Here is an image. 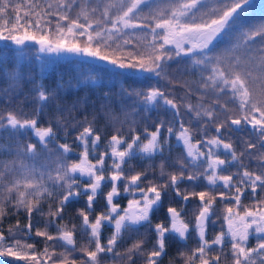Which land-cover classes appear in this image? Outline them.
<instances>
[{
    "label": "snow or ice",
    "instance_id": "obj_1",
    "mask_svg": "<svg viewBox=\"0 0 264 264\" xmlns=\"http://www.w3.org/2000/svg\"><path fill=\"white\" fill-rule=\"evenodd\" d=\"M249 3L0 0V41L18 50L11 66L8 59H0V79L6 84L0 87V99L11 105L27 82L31 87L24 100L31 98L36 105L31 115L22 106L0 108V221L9 208L22 209L29 219L26 230L31 232V217L40 212L41 202L51 199L55 203V208L49 205L46 215L50 219L44 230L35 233L45 239L43 252L37 253L33 244L17 238V222L15 228L9 227L8 236L0 230V258L14 257L24 264H104L106 259L136 264L140 258L143 264H161L170 236L186 240L195 232L197 246L179 251L169 264L178 260L182 264H264V20L241 23ZM222 37L228 43L218 48ZM30 43L39 45L40 53L85 56L120 70L117 75L148 73L170 84L179 81L169 78V62L187 58L190 64L184 71L195 79L183 80L185 90L180 96L154 85L141 89L121 85L118 93L109 89L93 100L87 92L102 79L98 75L65 79L60 74L54 87L37 80L21 62L31 51ZM81 89L84 96L70 105L61 103L64 96ZM113 96L122 115L115 113ZM128 98H133L131 112L124 104ZM88 105L91 118L85 113L78 119L75 112ZM159 107L170 110L172 120L157 122L154 131L148 127L143 133L137 131L132 119L137 110ZM48 108L54 109L53 114L41 123L40 116ZM97 112L113 128L103 150ZM245 129L237 150L232 134ZM70 130L73 142H61V135L66 141ZM172 137L182 145L183 153L170 163L162 158L158 177L148 179L151 166L136 171L130 161L163 157ZM182 183L187 187L182 189ZM169 189L185 204L193 198L198 201L192 212L194 224L186 221L183 204L179 209L170 205L166 217L153 223L152 215L162 207V194ZM245 195L251 198L250 205L242 203ZM81 196L86 201L77 214L87 242L78 248L77 225L55 224V235L47 229L62 221L66 205ZM101 196L104 209L93 218ZM123 198L127 206L121 208L118 201ZM218 198L223 204L219 210ZM217 221H221L220 230L209 239V224ZM145 225L155 237L151 249L144 247L147 234L139 231ZM105 227L113 231L102 243ZM124 233L139 238L122 254L117 245ZM253 236L256 243L249 246Z\"/></svg>",
    "mask_w": 264,
    "mask_h": 264
},
{
    "label": "trees",
    "instance_id": "obj_2",
    "mask_svg": "<svg viewBox=\"0 0 264 264\" xmlns=\"http://www.w3.org/2000/svg\"><path fill=\"white\" fill-rule=\"evenodd\" d=\"M245 15L241 17V23L242 24H250L252 22L261 21L264 20V0H250V3L248 7L245 9ZM221 41V40H220ZM221 42L218 43L217 46H219ZM28 47L31 49L30 52L27 53V59L26 61H21L22 63L26 64L27 68H30L33 74L35 75L37 80H42V82L49 86L54 87L56 78L63 74L64 78L67 79L69 76H75L77 74H92V75H98L102 79L97 81V86L94 89L88 90L87 94L90 96L91 99L95 100L96 95L102 94L105 91H108L111 89L113 93H118L121 85L127 88L131 89H141V88H147L150 85H154L157 87H161L165 90L171 91L177 96L183 95L184 88L182 86L183 80H192L195 79L194 76L191 75H185L181 73L180 68L186 67V61L187 58H177L173 61L169 62V67L167 69L169 73V78L173 79L175 81H179L178 83L170 84L165 79L157 78L151 74L148 73H141V72H132L133 74L128 75L127 72L123 73V76L120 77V79L116 82L113 80L112 73L108 72L109 75L106 82H101L106 76H104L101 71L99 70V67L94 59H91L89 57L85 56H77L83 58L85 61H80L77 59V57H68V58H56L51 53H40L38 52L39 45H36L35 43H30ZM18 52L15 45L11 44L10 42L5 45L4 42L0 41V59H8L9 60V66L12 64V57L14 54ZM39 57V59H37ZM110 68H112L111 65H109ZM113 69V68H112ZM143 77V78H141ZM0 87H6V84L3 79H0ZM31 85L27 82L23 85V92L20 93L19 96H14L11 105H6L3 99H0V108L4 107H12V108H23L24 112L28 113L29 115L32 114V110L34 107H36L35 103L29 98L28 100H24V94L28 93L30 90ZM86 94L84 89H81L79 92L76 93H69L66 96L62 98L61 103L65 105H70L75 99L78 97H82ZM116 97V96H115ZM193 101H195L196 97L192 98ZM24 101L21 105L20 102ZM113 108L116 112L117 105L113 96ZM133 101V98H128L124 100V103H129L128 106H131ZM120 108V107H119ZM97 109H99V102H97ZM54 109L48 108L45 110V113L41 114L40 121L41 123L46 122L47 118L50 117L53 114ZM89 114V118H91L92 113V107L91 105H88L85 107L83 111H76L75 116L79 119L84 116V114ZM144 123V122H143ZM125 125V131H126ZM96 128L100 131L102 140L101 144L103 147H105V144L107 140L110 138V136L113 134V128L108 120L106 118L99 114L97 112V120H96ZM214 131V130H213ZM72 134L65 139L61 135L60 139L61 142H68L72 143L74 139V132L70 130ZM242 138L240 135H237L236 138H233L234 140H238ZM33 142H35V139L33 138ZM73 147L75 148V145L73 144ZM239 150H240V144H239ZM170 163V162H169ZM138 171H141L142 168L137 169ZM172 171V169L170 170ZM153 172V170H152ZM148 175V179H149ZM166 178V177H165ZM150 179H154L152 176H150ZM180 187L183 189L187 187L186 184H181ZM104 191H108V188H105ZM162 195L165 196V193ZM167 199V198H166ZM76 200L73 202L75 203ZM219 201V198L218 200ZM189 202H193L191 199ZM220 202V201H219ZM166 210L169 207V201H166ZM242 203L244 205H250L251 198L247 195L242 197ZM52 205L53 208H55V203L53 200H45L41 202L40 205V212H34L31 217V224H32V230L31 232H28L26 230V225L29 223L28 214L24 210L20 211H14L13 209L9 208L8 214L3 218L2 221H0V230H2L5 234V236H8V229L10 226L14 227L17 225V222H19V229L17 238L21 239L22 243H26L25 240H27V243L33 244L35 247V250L37 253L43 252V249L45 247V239L42 237H37L35 235L37 229L44 230V226L46 222L50 219L48 215V209L49 205ZM104 204V201H102V205ZM74 204L69 203L66 205L63 211V220H57L53 225L48 227V232L55 235L56 234V226L55 224L60 225H68L70 228L73 224L77 225V231L75 234V239L77 241V247L79 248L81 245L86 244L87 238L82 236L81 230H80V223L81 220L78 217V209L73 207ZM104 206V205H103ZM83 208V207H82ZM81 209V208H79ZM44 213V214H42ZM95 213L92 214V217L94 218ZM166 216V214H165ZM103 234V233H102ZM23 236L25 237V240L23 239ZM148 237V236H147ZM139 237H134L133 239H138ZM133 239L127 244L126 249L130 248L132 246ZM154 238H147V243L144 247H147L150 243H153ZM107 241H103L102 243H106ZM179 242V241H178ZM177 242V243H178ZM167 255L163 256L161 259V264H169V261L173 258L177 257L175 252L172 248L177 249L176 247H173V243L169 240H167ZM180 245L183 243L179 242ZM123 247L120 245H117V251L121 252L122 254L125 252ZM184 250V249H183ZM61 249L57 248L56 252L59 253ZM190 254V253H189ZM6 260V259H5ZM1 261V260H0ZM143 264L142 259L137 258L136 264ZM24 264V263H22ZM43 264V262H42ZM51 264V262H49ZM104 264H115V262L106 259ZM177 264H182V261H177Z\"/></svg>",
    "mask_w": 264,
    "mask_h": 264
},
{
    "label": "rangeland",
    "instance_id": "obj_3",
    "mask_svg": "<svg viewBox=\"0 0 264 264\" xmlns=\"http://www.w3.org/2000/svg\"><path fill=\"white\" fill-rule=\"evenodd\" d=\"M220 42L221 43L219 44V46H217L218 48L224 47L228 43V38L227 37H222ZM51 54L54 57H56V58H68L70 56L77 57L75 54H68V53L60 54V55H57L55 53H51ZM77 59L82 61V62L85 61L81 57H77ZM95 61H96L97 65H98L99 70L101 71V73L104 76H106L101 82H99V84L102 83L103 81L107 83V79L109 77V75L107 74L108 72L112 73V75H113V80L112 81H114V82L118 81L120 79V77L123 76V74L122 75H117V73H119L120 70L110 68L109 64H107V63H105L103 61H99V60H95ZM189 64H190V62L186 61V67L180 68L182 74L189 75L187 72L184 71L185 68L189 67ZM127 74L128 75H130V74L134 75V73H132V72H127ZM141 78H143V77H141ZM107 84H109V83H107ZM114 99H115V102H116V105H117V110H116L115 113L118 114V115H122L121 110L119 108V103L117 102V97L114 96ZM124 104H125V106H128L129 103H124ZM127 110L129 112H131L132 111L131 106L127 107ZM132 119H134L137 122V124H136L137 131L143 133V129L145 127H148L150 130L154 131L155 130V124L157 122H159L161 120H164V121L172 120V112L170 110H166L164 107H159V108H157L155 110H152V111H149V112H143V111H140L138 109L137 113L132 116ZM194 127H195V125H194ZM213 130L214 129H210V132L214 133ZM126 131H127V126H126ZM246 134H247V129H245L244 131L234 132L232 134V137L236 138L237 135H240L243 138V137L246 136ZM29 135H31V134L29 133ZM165 136H166V133H165ZM195 138L199 139L200 137H199V135H197ZM163 139H164V136L161 137L162 141H163ZM235 141H236L237 150H239L240 139L235 140ZM169 144H170V150H169L168 146H166L165 147V151L163 153V157H161L160 155H156L154 157V159H152V160H148V159H145V160L134 159V160L130 161V163L132 165H134L136 171H138L137 169H139V168H142V170H143L144 168H149L150 166L152 167V170H153V165L156 164V163H160L162 158L165 159L168 162H171V161L175 160L178 156H180L183 153V148H182V145H180L176 141L175 137H172L170 139ZM100 149L103 150L104 147L102 145H100ZM78 152H79V149H76V153L77 154H78ZM74 158L78 159V155H76ZM40 159L43 160L44 156H41ZM151 174H152V171H149L148 175H151ZM169 190H171V189H169ZM169 190L165 193V196H166L167 199L164 197V195H162V207L157 209V211L152 215V219H153V217H155V218L160 217V219H164L166 217L163 213L159 214V212L162 209H165V214H167V210H166V207H165L166 206L165 202L169 201V204L171 206L173 204L178 209L183 204V206H184V216H185L186 221L191 220L192 223L194 224V217L192 215V212H193V209L196 207L198 201L195 198H193L192 199L193 202H187L185 204L179 198L175 197V193L171 190L173 192V196H172V193H169ZM197 190H202V189H197ZM105 192H107V191H105ZM85 201H86V197L81 196V197L78 198V200L75 201V203L72 202V204H74L73 207H75L76 209L82 208L85 205ZM102 201H104L103 205H105V200H104V198L102 196L97 198V202L94 205L95 210H96L95 214L100 212V211H102L104 209V206L102 205ZM118 202L120 203L121 208L127 206V198L120 199ZM216 208L218 210L222 209L223 208V204L220 203L219 201H217ZM160 219H158V220H160ZM213 219H215V217ZM158 220L154 219L152 221H153V223H156ZM220 223H221V221H217L216 225L209 224V227H208V238L209 239H212L214 237V235L216 234V232H218L220 230L219 229V224ZM147 227L148 226L145 225L144 227H141L139 229V231L141 233H146L147 236H148L147 238H154V241H155L154 235H152L151 233H147ZM112 231H113V229L111 227H105L103 229V231H102V233H103L102 234V242L103 241L104 242L107 241V239L111 236ZM133 236L137 237L135 235V233H133L131 235V238H129V234L128 233H124L123 234V238L120 241H118V245H120L121 247L126 249L127 244L133 239ZM23 239L25 240L24 236H23ZM134 240H136V239H133V241ZM168 240L173 243V245H174L173 247L177 248V249L172 248L176 255L178 254L179 251H182L183 249L184 250L194 249L197 246V237H196L195 232H191L189 234L188 238L186 240H184L183 242H181V243H183L182 245H180V243L178 242V240H177L175 235L170 236ZM25 241H26V244H29V243H27V240H25ZM133 241H132V243H133ZM154 241H153V243H154ZM153 243H150L145 248L151 249L152 246H153ZM255 243H256L255 237L254 236L250 237L249 246H254ZM224 251L227 253L228 252V248H225ZM3 258H4V260L6 259L8 264H22V263H24V261H16L14 257H3ZM229 264H230V261H229Z\"/></svg>",
    "mask_w": 264,
    "mask_h": 264
},
{
    "label": "bare ground",
    "instance_id": "obj_4",
    "mask_svg": "<svg viewBox=\"0 0 264 264\" xmlns=\"http://www.w3.org/2000/svg\"><path fill=\"white\" fill-rule=\"evenodd\" d=\"M158 165H159V163H156V164L153 165V172H152V174L150 175V176H152L153 178L159 176V167H158ZM166 170H167V171H170L171 168H167ZM150 176H149V179H150ZM169 193H172V191L169 190Z\"/></svg>",
    "mask_w": 264,
    "mask_h": 264
},
{
    "label": "flooded vegetation",
    "instance_id": "obj_5",
    "mask_svg": "<svg viewBox=\"0 0 264 264\" xmlns=\"http://www.w3.org/2000/svg\"><path fill=\"white\" fill-rule=\"evenodd\" d=\"M172 196H173V192H172ZM184 203V202H183ZM172 204V203H171ZM172 206H174L173 204H172ZM164 214L165 215V209H162L160 212H159V214ZM167 215V214H166ZM154 219H160V217H158V218H155V217H153V219L152 220H154Z\"/></svg>",
    "mask_w": 264,
    "mask_h": 264
},
{
    "label": "water",
    "instance_id": "obj_6",
    "mask_svg": "<svg viewBox=\"0 0 264 264\" xmlns=\"http://www.w3.org/2000/svg\"><path fill=\"white\" fill-rule=\"evenodd\" d=\"M176 238H177V240H178L179 242H183V241H184V240H181L178 236H176ZM0 260L3 261L4 258H0Z\"/></svg>",
    "mask_w": 264,
    "mask_h": 264
}]
</instances>
